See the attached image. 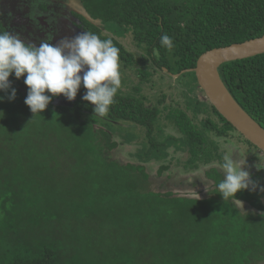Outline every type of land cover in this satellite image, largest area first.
Wrapping results in <instances>:
<instances>
[{
	"label": "trees",
	"instance_id": "1",
	"mask_svg": "<svg viewBox=\"0 0 264 264\" xmlns=\"http://www.w3.org/2000/svg\"><path fill=\"white\" fill-rule=\"evenodd\" d=\"M86 1L95 16L134 23L135 32L160 53L167 33L179 72L195 69L209 50L264 36V0ZM5 31L0 21V34ZM220 74L264 128V54L226 63ZM184 75L195 77L192 71ZM25 79L14 72L9 77L14 100L11 88L0 90V264H206L213 253L209 232L228 221L239 224L234 211L150 189L144 165L115 159L119 143L112 123L95 116V105L83 99V84L75 100L53 96L34 114L25 103ZM158 115V108L116 94L105 117L135 121L151 132ZM180 128L196 157L201 134L190 122ZM176 141L170 136L163 144L153 142L140 161ZM127 228L134 231L124 235Z\"/></svg>",
	"mask_w": 264,
	"mask_h": 264
},
{
	"label": "flooded vegetation",
	"instance_id": "2",
	"mask_svg": "<svg viewBox=\"0 0 264 264\" xmlns=\"http://www.w3.org/2000/svg\"><path fill=\"white\" fill-rule=\"evenodd\" d=\"M4 5H6V10H10L11 14L5 20L0 18L2 24L4 25V21H6L14 34H19L25 42L36 46H39L41 41L44 40L56 45L62 38L73 37L81 32H92L99 35L102 40L112 39L113 44L120 50L122 85L117 94L123 98L129 97L134 101H141L147 109H159V115L153 122L152 133L135 121H112L107 117H102V121L112 123V128L114 129L113 137L114 133L126 132L125 137L119 136L120 139H116L119 143L117 149L121 145L130 143L135 138L134 133L130 132V130L135 128H142L147 133V137L150 139L148 149L153 142L163 144L168 137H162L157 141L154 139V132L156 131L157 120L168 110V114L165 117L174 123V127L178 129L181 135L171 136L176 138L177 141L171 143L165 149L163 146L155 149L150 158L170 157L169 149L172 146L177 151L183 149L190 154V157L183 161L182 171H180L179 177L176 179H174L175 176L172 179L169 178V175L171 176L172 174L167 173L181 159L170 158L156 172L152 168L150 170L147 168L148 159L145 162L139 160V163H134L146 167L150 181L153 183L150 189L157 188L156 190L165 194V196L173 198L180 197L198 201L211 200L218 202V204H223V206H228L234 211V217L239 223L236 225L243 227V229L247 224L250 226L252 224H264V191L261 190L264 188V168H257V165L261 163V167H264V153L246 140L215 109L199 86L196 74L195 77H187L184 75V70L178 71V58L174 56L173 49L171 52L165 49L161 53L157 48L152 49V45H148L147 40H142L145 37L135 32L134 23L120 22L117 15L113 16V21H106L102 16H95L90 12L91 8L88 7L86 0H5L2 7ZM128 16L134 18L130 14ZM122 17L124 16L122 15ZM139 17L143 18L144 16L140 15ZM4 27L6 28L5 25ZM154 50L158 52V55L154 53ZM155 56L157 58L153 59ZM132 72H137L140 80L129 88L132 93L126 94L124 93L126 90L125 85L130 83L126 82L124 84L125 76ZM81 76H83V72H81ZM156 76H159V83L154 80ZM171 81H173V84ZM168 85L172 89L183 87L186 90V104H184L187 106V110H184L182 106L175 108L164 104L176 102L173 101V96L167 92H159L160 94H158L159 86L168 87ZM146 90L153 92L152 96H149ZM150 97L153 100L157 99L155 105L150 104L152 102ZM149 104L151 106H148ZM179 104L176 102V105ZM160 105L163 106L162 109ZM188 111L192 113V116L188 115ZM188 122L195 128L196 132L201 134L203 139L202 143L195 146L198 153L196 157L193 155V145L185 141V139H188L186 138L187 134L180 128L181 124ZM212 136L222 139V141H216ZM229 137L236 144L229 142L227 140ZM128 139L130 140L127 141ZM221 150L225 151L224 155L232 154L233 158L238 161L246 159L247 164L244 166V170L250 173L252 181L256 183L255 190L250 186L249 189L239 191L236 197H231L224 201L218 190L219 183L224 179V173L221 169L224 155L220 153ZM155 152H157V155ZM152 171L155 174H151ZM155 175L157 179L160 176L162 177L159 186L154 181ZM164 175L165 178H163ZM178 178L180 179L178 180ZM249 196H252V198H249ZM227 223L222 225V228L226 230L225 233L233 230L230 228L232 224L229 221ZM220 248L219 253L225 256L224 262L228 261L230 263L231 256L228 248L222 246ZM253 248L254 250L256 249L255 247ZM229 249L232 250L231 248ZM247 250L248 247L246 248V245L243 244V256L247 255ZM213 251H215L214 243ZM246 258L244 257L243 260H247ZM214 260L216 259L211 258L210 262H214ZM232 260L235 261V259ZM245 263L243 261V264ZM253 264H264V258L253 262Z\"/></svg>",
	"mask_w": 264,
	"mask_h": 264
},
{
	"label": "clouds",
	"instance_id": "3",
	"mask_svg": "<svg viewBox=\"0 0 264 264\" xmlns=\"http://www.w3.org/2000/svg\"><path fill=\"white\" fill-rule=\"evenodd\" d=\"M160 43L169 52L174 47L167 33L161 36ZM119 52L111 38L102 40L92 32L64 37L56 45L44 40L36 46L25 42L19 34L5 31L0 34V90L7 92L11 88L9 99L14 100L16 89L9 77L13 72L17 79L26 74L24 82L29 92L25 103L38 114L48 107L53 96L75 100L83 84L87 90L83 99L95 105V116L105 117L122 85ZM154 53L158 55L155 50ZM48 92L52 95H46ZM223 161L224 179L218 190L224 201L250 186L255 190L256 183L244 170L246 159L238 161L232 154H225ZM261 165L257 168H264Z\"/></svg>",
	"mask_w": 264,
	"mask_h": 264
},
{
	"label": "rangeland",
	"instance_id": "4",
	"mask_svg": "<svg viewBox=\"0 0 264 264\" xmlns=\"http://www.w3.org/2000/svg\"><path fill=\"white\" fill-rule=\"evenodd\" d=\"M8 2V1H7ZM10 2V1H9ZM13 11V10H12ZM9 14H11L10 10H6V5H4V7H0V18H2L3 20L7 19V17L9 16ZM4 25L6 26L7 30L9 32H13V30L10 28V26L6 23V21H4ZM139 50V48H138ZM140 80V77L138 76L137 72H132L128 75L125 76V83H130V84H126L125 88L126 90L124 91V93H132V90H130L129 88L133 85V84H137ZM155 82L159 83V76L155 77ZM171 83L173 84V81H171ZM170 85H168V87L165 86H159L158 88V94H160L161 92H167L168 94H171L174 98L173 101H176L179 105H176V102L172 104L169 103H164V104H168V106L170 107H177V106H182V108H184V110L186 109V90L183 87L180 88H175L172 89V87H169ZM147 94L149 96H152L153 92H150L148 90ZM160 92V93H159ZM151 98V97H150ZM176 98V99H175ZM152 99V98H151ZM157 99H152V102L150 103L151 105H155L157 103L156 101ZM185 103V104H184ZM148 106H151V105ZM163 104V106H164ZM162 105H160V108H163ZM168 114V110L167 112L163 113L162 116L159 118V120H157L156 123V131L154 132V139H156L157 141L159 139H161L162 137H169V136H179L181 135L178 131V129H176V127H174V123L169 121L168 118H166L165 116ZM188 115L192 116V113L190 111H188ZM201 117V116H200ZM130 132L134 133L135 138L132 139V141L129 143H126L125 145H121L119 147V149H116V151L114 152V157L115 159L119 160L121 163L127 164V163H139V156H143L144 152H146V150L148 149V146L150 144V139L147 137V133L142 129V128H135L130 130ZM125 133H114V137L115 139L119 140V136L120 137H125ZM133 136V135H131ZM216 141L217 140H221L219 138H216L215 136H212ZM234 139V138H233ZM229 142H234L231 141L232 139H230V137L227 139ZM226 141V140H225ZM122 143V141H120ZM236 144V142H234ZM123 144V143H122ZM170 151V157H163L161 156V158L159 159H155L154 157L148 159V165L147 168H149V170L152 168L153 170H155V172L158 170V168L163 164V163H167L169 161L170 158H176V159H181L180 162L175 163L172 166V169H170L168 171L167 174H172L171 176L169 175V178H173L176 179L177 177H179V173L180 171H182L181 166L183 161L187 160L190 157V154L187 150H175L172 147H170L169 149ZM224 150H221L220 153H224ZM155 154L157 155V152H155ZM224 155V154H223ZM152 164V165H151ZM151 174H155L154 171L151 172ZM201 176V175H200ZM161 176L160 178L158 177V179L156 178V175L154 176V180L155 183H158L157 185L159 186V183H161ZM163 178H165V175L163 176ZM170 179V180H171ZM180 178H178L179 180ZM218 224H216L215 226H217ZM220 225V224H219ZM212 228V227H211ZM231 231H228V233H225L226 230L222 229H217L215 228L214 231H210L209 234L212 235L208 238V240L211 242H213L215 244V251H213L212 254H209L208 256H206L208 258V262H205L206 264H223L224 262V255H221L219 252L221 250V246L222 247H226L228 248L229 252H230V258H231V262L229 264H243V261H245V264H253V262L263 259L264 258V224H252L251 226L249 224H247V226L243 229V227L236 225V224H232L230 226ZM130 230V232L134 231L133 229H129L127 228L124 232V235ZM180 230H183V227H180ZM143 230H141L138 233H141ZM129 232V233H130ZM145 233V232H143ZM110 230L109 232L105 235V237L110 236ZM146 235V234H145ZM229 243V244H227ZM243 244L246 245V248L248 247L247 250V255L243 256ZM255 247L256 249L254 250ZM229 248H231L232 250H230ZM250 251V252H249ZM209 253V250L207 251V253H202L201 256H205ZM218 253V254H217ZM199 254V253H198ZM217 254V255H216ZM235 254V256H234ZM216 255V256H215ZM244 257H247V260H243ZM211 258H215L216 260H214V262H210ZM232 259H235L232 260ZM233 261V262H232Z\"/></svg>",
	"mask_w": 264,
	"mask_h": 264
},
{
	"label": "water",
	"instance_id": "5",
	"mask_svg": "<svg viewBox=\"0 0 264 264\" xmlns=\"http://www.w3.org/2000/svg\"><path fill=\"white\" fill-rule=\"evenodd\" d=\"M264 54V36L202 54L196 68L198 84L215 109L251 144L264 153V128L235 100L220 74L222 65ZM188 70L185 72H189Z\"/></svg>",
	"mask_w": 264,
	"mask_h": 264
}]
</instances>
